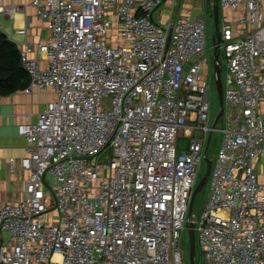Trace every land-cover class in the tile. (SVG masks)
<instances>
[{
  "label": "built area",
  "instance_id": "2783aa9c",
  "mask_svg": "<svg viewBox=\"0 0 264 264\" xmlns=\"http://www.w3.org/2000/svg\"><path fill=\"white\" fill-rule=\"evenodd\" d=\"M165 1L34 0L50 32L39 57L7 37L21 47L27 93L52 91L56 100L19 127L28 178L21 202H0V264H188L190 203L217 131L197 250L204 264H264V183L255 169L264 158V0H219L243 16L220 17L219 130L209 126L206 15L155 22Z\"/></svg>",
  "mask_w": 264,
  "mask_h": 264
},
{
  "label": "crops",
  "instance_id": "0c3cea01",
  "mask_svg": "<svg viewBox=\"0 0 264 264\" xmlns=\"http://www.w3.org/2000/svg\"><path fill=\"white\" fill-rule=\"evenodd\" d=\"M44 1V0H41ZM34 0H0V32L15 42L27 41L37 47L50 36L47 26L38 18L33 7ZM212 0H166L154 13L153 19L161 24H174L191 10L196 17L209 15ZM19 12L8 14L9 10ZM26 30V37L16 32ZM19 51L21 47L15 44ZM46 62H42L45 67ZM30 77L23 66L20 71L5 73L0 83V202L17 204L23 200L28 174L22 169L27 156L26 140L19 136V127L35 124L46 107L56 100L52 91L34 89L27 93ZM13 160V162H12ZM260 180L264 183V158L255 165Z\"/></svg>",
  "mask_w": 264,
  "mask_h": 264
},
{
  "label": "rangeland",
  "instance_id": "374dc122",
  "mask_svg": "<svg viewBox=\"0 0 264 264\" xmlns=\"http://www.w3.org/2000/svg\"><path fill=\"white\" fill-rule=\"evenodd\" d=\"M113 9L114 8H111V10H113ZM209 11H210L209 15L207 14L205 16L206 44H207V57L209 58V61H210V68H212L213 56H214L213 36L215 33V23H214V19L211 17V14L213 12L211 4H210V10ZM227 16H229L231 19H234L236 21L243 19V16H236L232 12H228V11L222 9L220 12L221 20H223V18L227 17ZM220 52H221V61L223 63L224 62L223 50ZM222 82H223V85L225 88V83H226V71H225V69L222 72ZM209 101L211 104V114H210L209 126H210V128H213L215 123H216L217 117L220 113L219 96H218L217 88L215 85V74H213V79L211 78V90H210V95H209ZM192 127L196 128L197 124L192 125ZM221 127H222L221 122H219L217 125V129L219 130V129H221ZM194 135H195V137H200V136H202V132L199 130H196V131H194ZM210 136L211 135L209 134L208 138H207L206 146L209 142ZM187 141H189L187 136L181 138L179 140L180 147H183ZM222 141H223L222 134L219 131L215 132L212 136L211 149L209 152V159L210 160L215 161V158H216V156L219 153V150L221 148ZM205 172H206V163L204 162L202 165V168H201L200 175L203 177ZM200 180H201V177L199 178L198 183ZM208 196H209V182L206 185V187L198 194V196L196 198L193 215H195L196 217H199L201 215V213L205 207V204L207 202ZM182 248H183V253H184L185 259L189 264L190 250H189L188 233L186 234L185 244L183 243ZM196 264H204L203 256H202V253H201L199 247H198V257H197V263Z\"/></svg>",
  "mask_w": 264,
  "mask_h": 264
},
{
  "label": "water",
  "instance_id": "95a60500",
  "mask_svg": "<svg viewBox=\"0 0 264 264\" xmlns=\"http://www.w3.org/2000/svg\"><path fill=\"white\" fill-rule=\"evenodd\" d=\"M212 15L211 17L214 19L215 23V33L213 36V42H214V74H215V85L217 88L218 96H219V103H220V113L217 117L216 123L213 127L215 130L217 128V125L224 117L225 113V102H224V92H223V82H222V72H223V64L221 61V52H220V45H221V35H220V1L219 0H212ZM171 40V33L169 38V43ZM213 133L211 134L209 138V142L206 146L205 150V163H206V172L204 176L201 178L200 182L198 183L192 199L190 203V209H189V219L187 221V233L189 238V264H196L197 263V257H198V250H197V244H196V234H195V220L196 216L193 215L195 201L198 196V194L206 187L208 184L212 167H213V161L209 159V152L211 149V141H212Z\"/></svg>",
  "mask_w": 264,
  "mask_h": 264
},
{
  "label": "trees",
  "instance_id": "16d2710c",
  "mask_svg": "<svg viewBox=\"0 0 264 264\" xmlns=\"http://www.w3.org/2000/svg\"><path fill=\"white\" fill-rule=\"evenodd\" d=\"M21 66L20 54L17 47L8 40L7 36L0 32V83L5 73L13 70L20 71Z\"/></svg>",
  "mask_w": 264,
  "mask_h": 264
},
{
  "label": "clouds",
  "instance_id": "9594fccd",
  "mask_svg": "<svg viewBox=\"0 0 264 264\" xmlns=\"http://www.w3.org/2000/svg\"><path fill=\"white\" fill-rule=\"evenodd\" d=\"M212 15V14H211ZM200 182V181H199Z\"/></svg>",
  "mask_w": 264,
  "mask_h": 264
}]
</instances>
